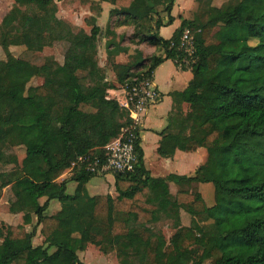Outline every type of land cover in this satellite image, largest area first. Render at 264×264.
Instances as JSON below:
<instances>
[{
    "label": "trees",
    "instance_id": "16d2710c",
    "mask_svg": "<svg viewBox=\"0 0 264 264\" xmlns=\"http://www.w3.org/2000/svg\"><path fill=\"white\" fill-rule=\"evenodd\" d=\"M14 1L18 6L0 22L6 56L0 59V196L10 188L9 211L23 213V225L0 224V264H84L78 253L89 244L130 264H264V8L243 11L246 0H226L220 7L200 0L201 17L182 19L164 39L159 30L173 22L175 0H97L115 6L109 14L117 15L116 27L133 26L131 44L146 43L164 54L124 65L115 56L127 48L114 41L110 24L103 31L96 18L85 19L91 23L87 33L57 16L61 0ZM185 30L194 37L193 78L171 94L175 105L157 153L205 148L206 161L192 176L156 178L145 168L138 140L134 172L114 175L116 197L89 196L85 184L96 175L82 167L58 181L78 156L102 154L130 123L127 109L109 97L116 86L99 64V40L112 36L106 61L128 91L163 61L180 58ZM56 42L67 43L61 64L53 58L41 65L21 60L23 70H13L20 59L12 46L37 52ZM38 77L42 84L28 87ZM182 103L189 106L186 114ZM13 146L24 147L26 163L6 155ZM69 181L77 182L72 195ZM170 182L178 186L175 195ZM196 183L212 184V206L193 190ZM53 200L61 208L47 216ZM181 212L190 224H182ZM33 217L36 224L27 232L24 225H32ZM162 220L175 229L169 239L154 228ZM39 226L44 240L35 246ZM195 246L203 247L197 261L191 258Z\"/></svg>",
    "mask_w": 264,
    "mask_h": 264
},
{
    "label": "crops",
    "instance_id": "0c3cea01",
    "mask_svg": "<svg viewBox=\"0 0 264 264\" xmlns=\"http://www.w3.org/2000/svg\"><path fill=\"white\" fill-rule=\"evenodd\" d=\"M93 1H97V0H93ZM225 1L226 0H212L211 4L213 6L220 7ZM99 5L101 8L99 18L102 17L104 18V16L108 17L109 12L115 8V6H113L108 2H100ZM201 13H202L201 2L197 4L195 0H175L171 12V15L173 16V22L169 25L160 28L159 30L160 36L164 39H170L173 33L176 31V29L179 28L182 19H189V20L199 19L201 17ZM57 16L61 18L58 12H57ZM161 17L163 18L164 21L166 20L165 15H162ZM65 21L69 22L73 27L78 26L77 24L72 23L70 20H68V18H66ZM96 23L102 28V25L99 24V21H97ZM90 29L88 31L86 30V32L89 33ZM121 46L126 47L127 51L118 53L115 56V61L116 63H120L124 65L125 64L133 65L137 63L139 59H145L153 55L156 56L164 55L161 50L146 43L135 45V44H131L128 41L126 44H121ZM106 59H107V54H106ZM101 67L103 68V66ZM108 70H110L111 76L110 78L107 79L116 86L115 89H111L108 91L109 97L116 99L119 103H123L126 96V90L118 85L116 76L112 71V69L109 67ZM152 77L155 87L160 92L161 98L155 105L151 106L148 109L145 116L144 124L142 126V130L139 135L140 147L142 148L144 153L145 168L149 171L151 176L165 180H169L171 174L192 176L196 171V169L200 165H202L207 159L208 152L205 148H199L196 152L193 153H186L180 150H176L174 154L165 155V156H161L157 153L159 142L161 140L160 133L167 127L169 116L172 113L173 107L175 105L171 94L174 92H181L188 86L189 82L193 78L192 70L190 68L179 67L172 59H167L156 67V69L152 74ZM181 107L183 113L186 114L189 110L188 104L182 103ZM70 177L71 175L63 174L58 179V181L69 179ZM104 178L106 180L105 184L97 183L94 184V187L92 188L93 191H98V192L101 191V193H94V194L89 193V185L91 179L85 184V188L89 196H96V195H111L112 197L117 196V192H115L116 190H115L114 175L112 174L105 175ZM209 184L211 183H196L193 184V186L198 187L197 190L201 193L206 205L212 206L214 203L211 205L207 204L205 197L203 195V189L210 190L211 192L214 190L211 186H209ZM8 189L10 188L8 187ZM169 190L172 195H175L178 190V186L170 182ZM114 193L116 194L114 195ZM41 200L43 201V199ZM5 218L6 219H2V221H4V223H7L9 225L13 226V223L11 222L12 220H16L14 222L16 225H23V213L13 214L9 211V214L6 215ZM33 219H36V217H33ZM181 219L183 221V225L186 226L187 218L185 217V213L181 212ZM35 224H36L35 222H32V225H24L25 230L29 232ZM43 240H44L43 236L41 235V226H39L37 227L36 236L33 238V244L35 246L41 245L43 243ZM92 249H94V245L89 244L84 251L78 253L79 259L84 264H88L85 258L87 256V253L89 254V252ZM81 253H84L85 256V257L83 256L84 257L83 260L80 256ZM101 253L102 252H98L95 254H101ZM104 256L107 260L114 261V264L117 261L116 259L117 255L114 257V259L107 258L106 255Z\"/></svg>",
    "mask_w": 264,
    "mask_h": 264
},
{
    "label": "rangeland",
    "instance_id": "374dc122",
    "mask_svg": "<svg viewBox=\"0 0 264 264\" xmlns=\"http://www.w3.org/2000/svg\"><path fill=\"white\" fill-rule=\"evenodd\" d=\"M197 4H199L200 0H195ZM57 7H58V14L61 18L66 20H70L72 23L77 24L78 26H75L76 30L83 29L84 31H88L90 29V24H87L85 22L89 18H96V22L99 21V24L102 25V30L104 31L106 26L110 24L113 27L114 32V41L119 42L120 44H126L129 41L130 35L133 33V26H120L116 27L114 24H118L116 21L117 15L108 14L109 16H104V18H99L101 8L99 6V2L93 1V0H61L56 1ZM18 6V4L14 0H0V22L2 18L7 14V12L15 7ZM23 8V7H22ZM264 8V0H246L242 6L241 9L243 11H251V10H261ZM160 16L166 14L159 10ZM121 19V17H119ZM80 26V27H79ZM131 29V30H129ZM117 32H116V31ZM131 31V32H130ZM112 36L109 34L105 38H101L98 42V60L101 66H103L106 77L110 78V70L108 64H106V42L108 39H110ZM67 47V43L65 42H56L52 45H44L38 48L37 52H29L24 47L19 46H12L10 48L12 54L19 58L20 61L16 62L13 65V70L15 72H20L23 70V61H28L35 65H41L43 64L47 58H53L58 63H62L64 59V53ZM5 53L3 49L0 46V59H5ZM23 60V61H21ZM3 68L0 67V71ZM43 82L42 78H33L29 83L28 87L30 86H37L41 85ZM264 83V80H263ZM10 91H13L19 95L22 94L21 89H10ZM6 155L9 156L10 154L16 155L18 161L20 164H24L28 160V156L25 153V149L22 146H13L11 148H8L6 151ZM206 152V151H205ZM2 159L0 158V169H4ZM7 168H10V165H8ZM106 180L104 176H96L90 180L89 185V193H101L98 191H93L92 188L94 187V184L97 183H103L105 184ZM77 186V182L75 181H69L67 184V193L72 195L75 192ZM209 186H212V184H209ZM197 186H193V190H197ZM214 189V188H213ZM116 192V191H115ZM116 193H114L115 195ZM203 195L205 197V200L207 204L211 205L214 203V190L211 192L210 190L203 189ZM12 200V192L10 189L5 188L2 191V194L0 196V224L4 221L2 219H6L5 216L9 214V202ZM60 209V203L57 200L51 201L49 207L45 211V215L50 216L55 214ZM184 213V212H183ZM185 217L187 218L186 223L190 224V216L185 213ZM16 220H12L13 226H18L14 222ZM33 222L36 223V219H33ZM181 222L183 224V221L181 219ZM208 226V225H207ZM157 231H161L166 239H169L171 235L175 232V229H173L171 222L169 221H160L157 225L154 227ZM101 252L97 246L94 245V249H92L89 254L87 253V256L85 260L88 264H114V261L107 260L104 255H106L107 258L114 259L115 252L111 251L107 254L101 253V254H95ZM203 254V247L195 246L192 249L191 258L195 261L199 260L200 257ZM82 260L85 257L84 253L80 254ZM84 256V257H83ZM117 261L115 264H130L129 259L124 258H116ZM209 261L206 260L205 264H207Z\"/></svg>",
    "mask_w": 264,
    "mask_h": 264
},
{
    "label": "built area",
    "instance_id": "2783aa9c",
    "mask_svg": "<svg viewBox=\"0 0 264 264\" xmlns=\"http://www.w3.org/2000/svg\"><path fill=\"white\" fill-rule=\"evenodd\" d=\"M178 50L181 56L175 63L179 67L191 69L196 57L194 37L190 30L184 31ZM160 98V92L154 85L152 75L142 77L136 85L126 91L124 102L120 103L127 109L130 123L122 129L117 138L104 147L102 154L78 156L64 174L74 175L77 167H82L85 172L96 176L134 172L137 161L136 145L146 113Z\"/></svg>",
    "mask_w": 264,
    "mask_h": 264
}]
</instances>
